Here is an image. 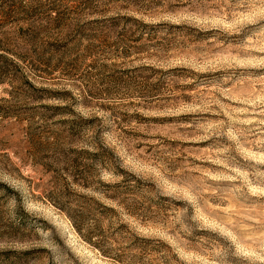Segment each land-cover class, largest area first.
<instances>
[{
    "label": "rangeland",
    "instance_id": "rangeland-1",
    "mask_svg": "<svg viewBox=\"0 0 264 264\" xmlns=\"http://www.w3.org/2000/svg\"><path fill=\"white\" fill-rule=\"evenodd\" d=\"M0 264H264V0H0Z\"/></svg>",
    "mask_w": 264,
    "mask_h": 264
}]
</instances>
